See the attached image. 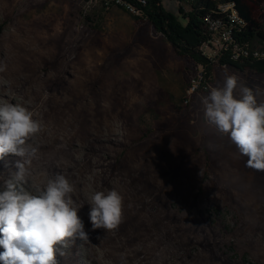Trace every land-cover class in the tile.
Segmentation results:
<instances>
[{
  "label": "rangeland",
  "instance_id": "rangeland-1",
  "mask_svg": "<svg viewBox=\"0 0 264 264\" xmlns=\"http://www.w3.org/2000/svg\"><path fill=\"white\" fill-rule=\"evenodd\" d=\"M242 3L250 23L264 22V0ZM0 67V99L44 126L31 187L57 172L74 185L89 239L70 242L59 264H264V173L204 123L200 103L225 74L253 89L264 76L215 67L190 94L204 70L143 20L83 0H0ZM18 159L0 160V190ZM111 189L122 222L93 230L87 196Z\"/></svg>",
  "mask_w": 264,
  "mask_h": 264
},
{
  "label": "clouds",
  "instance_id": "clouds-1",
  "mask_svg": "<svg viewBox=\"0 0 264 264\" xmlns=\"http://www.w3.org/2000/svg\"><path fill=\"white\" fill-rule=\"evenodd\" d=\"M261 95L264 89L259 86L253 89L241 83L238 75L225 74L222 85L210 87L200 103L204 123L230 139L239 154L247 157V168L264 173ZM43 127L22 103L0 99V160L7 155L19 158L0 190V264H59L57 256L65 255L70 242L89 239L72 198L74 185L65 174L46 175L33 190L24 187L33 177L31 165L38 154L31 141ZM87 203L93 230L118 229L124 209L120 192L92 191Z\"/></svg>",
  "mask_w": 264,
  "mask_h": 264
},
{
  "label": "trees",
  "instance_id": "trees-1",
  "mask_svg": "<svg viewBox=\"0 0 264 264\" xmlns=\"http://www.w3.org/2000/svg\"><path fill=\"white\" fill-rule=\"evenodd\" d=\"M83 1L89 2L90 0ZM124 1L141 11V16H136L131 11H127L126 7H117L132 15L135 20H143L155 32L162 35L174 52L184 61L190 63L195 71L204 70L203 78L208 80L209 72L213 71L215 67L219 71L239 73L252 71L257 75L264 76V61L234 63L227 57H222L219 61L212 62L204 57L200 51L202 44L209 38L204 18L211 11H216L219 4H234L242 18L248 16L247 20L243 19L247 24H250L248 20L251 16L242 0H143L145 3L140 0ZM165 1H176L180 5L178 12L168 11L164 6ZM241 39L242 42L264 47V23L261 21L251 23ZM193 84L191 83V87ZM205 87L204 81L200 80L196 92ZM203 92L204 95L208 94L207 91Z\"/></svg>",
  "mask_w": 264,
  "mask_h": 264
},
{
  "label": "built area",
  "instance_id": "built-area-1",
  "mask_svg": "<svg viewBox=\"0 0 264 264\" xmlns=\"http://www.w3.org/2000/svg\"><path fill=\"white\" fill-rule=\"evenodd\" d=\"M100 1L105 7L120 6L126 7L127 11L136 12V16H141V11L134 8L124 0H90ZM89 1V2H90ZM142 3L145 1L140 0ZM204 24L209 34V38L204 42L200 51L204 57L212 62L219 61L222 57H227L231 62L239 63L244 61H264V47H253L248 42H242V35L250 24H241L235 19V15L225 7V3L218 5V11H211L204 18ZM229 29H237L236 37H229ZM201 77L200 80H202ZM190 94L197 91L198 84L193 81Z\"/></svg>",
  "mask_w": 264,
  "mask_h": 264
},
{
  "label": "bare ground",
  "instance_id": "bare-ground-1",
  "mask_svg": "<svg viewBox=\"0 0 264 264\" xmlns=\"http://www.w3.org/2000/svg\"><path fill=\"white\" fill-rule=\"evenodd\" d=\"M225 7H227L229 10H230V12H231V14H233V15H235V19L236 20H240V23L241 24H247L246 23V21L240 16V14H239V12H238V10L235 8V5L234 4H225ZM216 11H218V9L216 10ZM133 14H136V12H134V11H131ZM237 36V29H229V37H236ZM8 97V96H7ZM41 135V134H40ZM36 137V136H35ZM40 138H38L37 140H39ZM40 141V140H39ZM47 142H49V140L47 141ZM47 142H43V144H41L40 145V147L39 148H44L45 146H46V143ZM32 170V169H31ZM32 172H34L33 170H32ZM33 179V178H32ZM33 183V182H32ZM24 187L26 188V189H28V190H33L34 189V187L32 188L31 187V184L29 183V184H27V185H24Z\"/></svg>",
  "mask_w": 264,
  "mask_h": 264
},
{
  "label": "crops",
  "instance_id": "crops-1",
  "mask_svg": "<svg viewBox=\"0 0 264 264\" xmlns=\"http://www.w3.org/2000/svg\"><path fill=\"white\" fill-rule=\"evenodd\" d=\"M262 23H264L262 20H260Z\"/></svg>",
  "mask_w": 264,
  "mask_h": 264
}]
</instances>
